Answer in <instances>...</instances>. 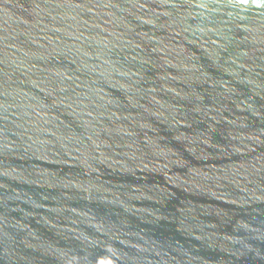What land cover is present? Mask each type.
Returning a JSON list of instances; mask_svg holds the SVG:
<instances>
[{
  "label": "water",
  "instance_id": "obj_1",
  "mask_svg": "<svg viewBox=\"0 0 264 264\" xmlns=\"http://www.w3.org/2000/svg\"><path fill=\"white\" fill-rule=\"evenodd\" d=\"M0 264H264V0H0Z\"/></svg>",
  "mask_w": 264,
  "mask_h": 264
}]
</instances>
